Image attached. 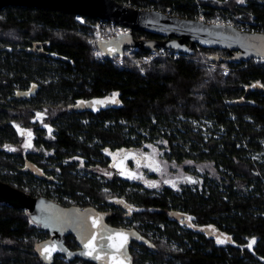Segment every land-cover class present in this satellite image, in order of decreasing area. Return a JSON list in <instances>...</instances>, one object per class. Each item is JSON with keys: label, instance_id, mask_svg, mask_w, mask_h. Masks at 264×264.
Wrapping results in <instances>:
<instances>
[{"label": "trees", "instance_id": "16d2710c", "mask_svg": "<svg viewBox=\"0 0 264 264\" xmlns=\"http://www.w3.org/2000/svg\"><path fill=\"white\" fill-rule=\"evenodd\" d=\"M118 1L264 32V0ZM94 38L74 13L0 9V179L64 205L111 203L115 225L131 212L157 234L138 264H264V91L246 94L248 85H264V63L212 61L227 51L197 44L194 55L179 57L126 49L118 64L96 56ZM30 87L35 96L13 99ZM241 97L252 103L231 104ZM145 146L162 152L169 170L193 168L196 183L171 186L148 170L160 184L124 177L115 155ZM77 156L91 174L78 173ZM37 228L23 209L0 210V237L18 245L0 250L2 264H37L36 241L25 240Z\"/></svg>", "mask_w": 264, "mask_h": 264}, {"label": "water", "instance_id": "95a60500", "mask_svg": "<svg viewBox=\"0 0 264 264\" xmlns=\"http://www.w3.org/2000/svg\"><path fill=\"white\" fill-rule=\"evenodd\" d=\"M10 5L55 8L129 27V32L99 42L109 58L123 57L128 47L143 50L169 47L194 55L197 44L225 49L227 55L209 56V60L216 62H242L264 57V32L249 31L232 23L208 22L159 9H140L118 0H0V9ZM135 30L158 37L137 38ZM246 88V94L252 90L264 91V85L260 83ZM245 103H252V100L241 97L231 101V104ZM0 203L25 210L35 223L53 233L51 238L36 246L51 263L57 254H62L69 259L81 257L98 264H134L129 248L132 240L148 247L156 246L135 227L109 224L110 211L99 210L93 205H64L46 196H33L1 179ZM69 234L75 236L79 249L71 250L66 245V235Z\"/></svg>", "mask_w": 264, "mask_h": 264}, {"label": "flooded vegetation", "instance_id": "af4514ba", "mask_svg": "<svg viewBox=\"0 0 264 264\" xmlns=\"http://www.w3.org/2000/svg\"><path fill=\"white\" fill-rule=\"evenodd\" d=\"M148 38V37H147ZM34 87H30L29 89H25V90H19V89H15L14 91V94L12 95L13 99L15 100H19V99H29L31 98L32 96H35L36 95V92L37 91H34ZM11 99V98H10ZM26 133V131H25ZM127 152V151H126ZM125 153V155H127ZM118 155V154H117ZM115 155V156H117ZM115 159L116 157L114 158V161H113V164L115 162ZM134 167L133 166H129L128 169L132 170ZM25 169H31L30 167H25ZM118 169V168H117ZM119 170V169H118ZM124 176V175H123ZM124 177H127V176H124ZM128 179H131V180H134L136 178L138 179H141V182H143L144 184H150L151 182L148 181L147 178L141 176V177H127ZM36 181V180H35ZM38 182H35V183H41V181L38 179L37 180ZM6 182V181H5ZM9 183V182H8ZM11 184V183H10ZM13 186H16L14 184H12ZM35 187H37L39 184H34ZM53 187V185L51 184H48V182H42V188H48V187ZM17 187V186H16ZM39 189L38 190H43L42 188H40V186H38ZM24 190V189H23ZM29 187H26L25 191H27L28 193H30L29 191ZM47 189H45L46 191ZM31 194V193H30ZM37 196H46V195H37ZM47 197V196H46ZM50 198V197H49ZM53 199V198H52ZM55 201H58L59 202V199L58 197L56 199H54ZM76 200H72V202H75ZM79 202H82V200H80ZM4 206H8V205H3L0 203V210L4 208ZM12 207V206H11ZM99 209V208H98ZM112 209L113 207L111 206V203H108V205L104 206V209H99V210H106V211H110V213L112 212ZM29 215V214H28ZM112 213L110 214L109 217H112ZM30 217V216H29ZM108 217V218H109ZM108 218H107V221H108ZM31 219V218H30ZM32 220V219H31ZM33 221V220H32ZM34 222V221H33ZM112 222H114V220H112ZM123 222V223H122ZM134 222H136L135 220H133V216H132V213L131 212H128V214H125L124 216V219H121L120 220V223L119 225H115L114 223H110L108 221L109 224L111 225H114V226H123V227H128V228H132V227H135L136 229H138L144 236L146 237H149L154 243V239L157 237V234H155V231L152 232L151 229H148L144 226V224L139 221V223L137 225L134 224ZM35 223V222H34ZM37 224V223H36ZM39 225V224H38ZM31 234H29L25 240L26 241H36L33 246H34V252L36 253V255L38 256V260L36 261L37 264H55L56 262L58 261H64V262H67V263H75V264H98L97 262L95 261H91V260H86L84 258H81V257H75L74 259H69L67 256L65 255H62V254H57L54 258V261L51 263V261L48 259V258H45V256L41 255L37 249H36V246L37 244L49 239L52 237L53 233L49 230H46L44 228H42L40 225H39V228H37L36 230L30 232ZM72 237L74 238V243H70L69 240L72 239ZM6 241H9L10 243L6 242ZM66 245L71 249V250H77L80 248V245L78 244L76 238L74 235L72 234H69V235H66V241H65ZM142 246H145V247H148L146 246L145 244H142L140 242H137V241H134L132 240L131 243H130V253L132 255V259L134 261V264H138L135 262V258L137 257V253H140L143 251L142 249ZM18 245H17V240L15 238H10V239H2L0 237V250L2 248H11V249H15L17 248ZM156 247V246H155ZM148 248H154V247H148ZM30 264H34V262H28ZM0 264H2V260L0 259Z\"/></svg>", "mask_w": 264, "mask_h": 264}, {"label": "rangeland", "instance_id": "374dc122", "mask_svg": "<svg viewBox=\"0 0 264 264\" xmlns=\"http://www.w3.org/2000/svg\"><path fill=\"white\" fill-rule=\"evenodd\" d=\"M264 63V62H261ZM101 104V101H98V103L94 102L92 105H98ZM103 104V103H102ZM43 115L40 113L38 118L41 119ZM33 143V137H32V132L31 131H26L25 133V138H24V146L30 147ZM146 148H140V149H134L135 151H127L125 155L124 152H119L115 159L114 162V166L116 168L119 169V172L127 177H147V173L146 170H148V172H154L157 173L158 175H160V177L163 179L164 181L171 185V186H177L178 183H190V184H194L195 180H197L196 175H192V169H190L188 172L190 173H184L183 169L180 170H169L168 168V161L166 159H164L163 157V153L160 152H156L153 149H149L147 148V146H145ZM261 159V156H260ZM74 161L78 162V173L79 174H91L89 173L86 169H85V165H84V158L83 157H75ZM132 165L134 168L132 170L128 169V167ZM103 170V169H102ZM105 171V170H103ZM198 171V169L196 170ZM201 170L198 171L197 175H201ZM182 173V174H181ZM200 173V174H199ZM165 175V176H164ZM101 176H98V178ZM162 179H160L157 182H154L153 180H148L149 182L158 185L160 184V182L162 181ZM104 181H107L106 179H104ZM196 183V182H195ZM56 199L57 196H54ZM139 222V221H136ZM154 230L152 229V232ZM163 239H166V236L163 237ZM176 243H173V246L175 247Z\"/></svg>", "mask_w": 264, "mask_h": 264}, {"label": "built area", "instance_id": "2783aa9c", "mask_svg": "<svg viewBox=\"0 0 264 264\" xmlns=\"http://www.w3.org/2000/svg\"><path fill=\"white\" fill-rule=\"evenodd\" d=\"M76 20L84 25H88L91 29L93 34L95 35V38L93 39V46L96 49V56L100 59L109 58L105 51L100 48L99 42L101 40H107L112 37H116L120 34L127 33L130 31V28L127 26H124L122 24H118L114 21H109L105 19H99L98 21L89 22L87 21V16L76 14ZM221 23V22H219ZM242 29H246L245 26L241 27ZM247 30V29H246ZM128 53L132 52V50H136L138 48L135 47H128ZM125 49V54H126ZM152 57L155 56H169L170 54L175 55L176 57L187 55L185 52L177 51L169 47H158L156 49L150 50ZM124 54V55H125ZM122 57H116L112 58L117 61L118 64H122ZM257 62H264V57L261 58H255ZM72 201V200H71ZM139 222H134L135 225H137Z\"/></svg>", "mask_w": 264, "mask_h": 264}]
</instances>
